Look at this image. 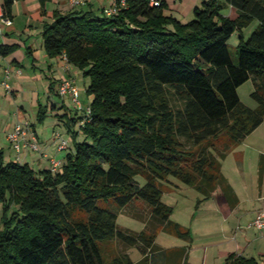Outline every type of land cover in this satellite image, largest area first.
I'll list each match as a JSON object with an SVG mask.
<instances>
[{
    "label": "trees",
    "instance_id": "trees-1",
    "mask_svg": "<svg viewBox=\"0 0 264 264\" xmlns=\"http://www.w3.org/2000/svg\"><path fill=\"white\" fill-rule=\"evenodd\" d=\"M39 1L43 8L49 0ZM119 1L111 16L54 11L43 25L46 54L80 70L92 98L88 114L60 115L73 151L57 171L5 160L0 147V264H134L126 252L105 259L98 242L106 240L137 247L138 263L148 264L159 231L191 241L161 200L163 186H180L171 177L201 194L197 204L216 189L230 208L239 202L222 161L264 120V0H202L187 22L166 14L165 0ZM2 2L10 16L15 0ZM226 5L236 9L235 18L222 13ZM254 20L245 38L243 28ZM17 48L0 43V56ZM249 79L254 108L238 95ZM46 112L39 104L40 122ZM135 201L150 211L136 217L144 223L139 232L117 225ZM225 264H264V257L231 253Z\"/></svg>",
    "mask_w": 264,
    "mask_h": 264
},
{
    "label": "crops",
    "instance_id": "crops-1",
    "mask_svg": "<svg viewBox=\"0 0 264 264\" xmlns=\"http://www.w3.org/2000/svg\"><path fill=\"white\" fill-rule=\"evenodd\" d=\"M1 1L2 0H0V2ZM165 1L168 3L167 10L170 11L169 13L173 16L175 15L172 11H176L177 13L184 11L188 14L190 13L191 8L193 9L194 6H198V0ZM112 3L113 0H84L82 5L74 7L71 6L67 0H49L45 3L43 8L41 7L39 0H15L13 3L11 14L8 16L11 24L9 26H4L3 32L0 34V43H16L18 45V48L12 54L6 57L0 56V80L5 79L6 72H8L7 81L9 84L11 83V77L15 80L12 84L14 87H11L10 85L9 91L0 87V120L1 117L5 118L0 121V147L4 151L5 148L2 144L3 141L9 147V160H16L18 154L12 149L7 134L13 130L15 123L26 119V112L29 108L19 102V104H17L18 108L15 112V116L7 113L5 110V100H9V97H7L6 93L9 92L14 102H16L18 92L20 90L24 91L25 89V93H27L26 90H28V105L30 108L35 109L36 107L38 110V105L40 104L41 106H46L48 111V104H50L49 114H54L57 122L58 120L63 121V119L60 118V115L64 113L68 114V110L70 109H64L63 112L59 109L66 106L68 98L57 95V86L62 78L70 76L75 79V76L81 72L77 68L68 64L64 56L49 57L46 54L42 43V29L44 23L52 20L54 11L66 13L71 10H83L92 11L98 15L104 10V8L109 7ZM31 10L38 14L39 20L37 23H34L31 19L32 14H29ZM16 13L25 16L19 21L18 19L20 17H17ZM222 13L230 18H235L237 16L236 9L231 5H226ZM252 23L253 26L250 30H247V28L242 30V34L245 38L248 37L250 32L257 25L256 20L252 21L251 24ZM27 47L30 48V53H26ZM51 82L54 86L53 89H49V84ZM41 93L46 94L45 104L41 100ZM54 95H57L61 99L60 104L53 100ZM52 106L54 107L53 110H51ZM73 111L76 112L75 110ZM68 115L72 114L69 113ZM29 123L36 134L40 146V152L39 155L32 151L21 152V163H28L35 169H45L49 167L51 158H60L59 160H63L68 152L73 151L71 138H69L68 145L65 149H57L59 138L57 137L58 133L55 131L56 123L52 124L51 128L48 129V132L42 135H39L34 122ZM63 123L65 122L63 121ZM252 136L254 137V140L248 143L247 148L250 150L248 155L252 163H255L257 157L260 158L259 169L262 167V171L256 176V181L254 176L251 178V182H253V185H251L253 191L250 196H248L245 201H242L235 187L232 186L239 200L234 208L229 207L219 189H216L211 197L202 200L198 204L195 203L194 211L189 215L191 222L196 218L200 220L199 216L204 208H206L205 211L212 212L213 214L205 213L203 219L204 223L209 222L215 217H220L222 223H224V226H221L220 230L215 233L211 230L209 232L204 230L201 234L198 230H192L191 226L188 227L192 224L187 225L185 222H182L180 218L172 219V213L170 216L172 220L189 229L191 241L189 242L184 239V241H180L173 246L163 247L156 242L155 238V244L159 249L156 252L148 254V264H183L184 261L188 264H225L226 257L231 253L246 257H254L256 259H260L264 256V228L258 230L251 225L256 214L264 208V120L257 128L245 137L243 144L246 140L252 138ZM230 153H233L234 155L240 154L242 161L238 162L241 164L238 170L241 174H244V161L247 158V153L244 154L242 149L237 148L233 149ZM246 181H248V178ZM246 181L245 183L247 184ZM176 188L180 189V186ZM248 188L249 187L245 185V189ZM171 190L172 189L169 191ZM200 198L201 194L196 200ZM245 203L249 204L241 207V205ZM197 234L200 239L202 237L201 240L197 238ZM187 245H189L188 249L183 251L182 248ZM131 248L137 249V247ZM130 249L125 251L129 257ZM199 250L201 254L196 256V253ZM159 255L160 257H158ZM142 257L143 255L140 253V256H137L136 259H132L131 257L130 259L134 264H141L138 262Z\"/></svg>",
    "mask_w": 264,
    "mask_h": 264
},
{
    "label": "rangeland",
    "instance_id": "rangeland-1",
    "mask_svg": "<svg viewBox=\"0 0 264 264\" xmlns=\"http://www.w3.org/2000/svg\"><path fill=\"white\" fill-rule=\"evenodd\" d=\"M201 0L197 1L198 6L201 5ZM18 9V6H17ZM224 11V9H223ZM222 11V12H223ZM170 11H168L166 9V13H169ZM174 13V15L181 20L182 22H187L188 20L193 18V13H192V8L190 13L186 14L184 11L177 13L176 11H172ZM17 17H20L18 20L20 21L22 19V17H24L25 15H20L18 13ZM29 14H32L31 19L34 23H37L39 20L38 14L31 10L29 12ZM253 26L252 24H249V26L245 27L247 28V30H250ZM244 29V28H243ZM238 32L235 31L231 37L228 40V44L230 46V48L232 50L235 49V47L238 44ZM12 79L10 80L11 83V87H14L12 84L14 83V78L11 77ZM75 81L77 84V88L79 91V101L83 104V105H87L88 102L91 100V96L89 94L86 93V87L88 86L89 83V79L84 77L82 75L81 72H79L76 76H75ZM18 90H20L19 88H17ZM253 90V83L252 81L249 79L246 82H244L243 84H241L238 87V95L241 99V101L251 107L254 108L256 106V102L254 101V99L251 97V92ZM27 93H25V89L24 91L20 90L18 92V97H17V101L14 102L12 96L10 95L9 92L6 93L7 97H9V100H5V110L7 113L15 116V112L17 110V104H19V102L23 103L26 107L29 108V110H27V114H26V119H24L23 121L20 122H25L26 120L28 122H34V124L37 127L38 133L39 135L45 134L48 132V129L51 128L52 124L56 123V133H60L63 138L69 140V138H71V133L67 130V126L65 125V123H63L64 120H66V117L63 118V121H59L57 122L56 120V116H54V114H49V110H50V104H48V111L46 112V115L43 119L42 122H40L37 118L38 116V110L35 107V109L30 108V106L28 105V95L29 92L28 90H26ZM42 92V91H41ZM41 100L42 102L45 104L46 102V94L41 93L40 94ZM54 101L58 104H60L61 99L57 96L54 95ZM67 106V108H66ZM65 107L59 108L61 110V112L64 111V109H70L68 110L69 113L73 114V110H75L73 103L67 99V103H66ZM68 113V114H69ZM10 117V116H9ZM5 119L4 117H1V120ZM31 120V121H30ZM79 127V123H76L74 128L78 129ZM55 133V132H54ZM54 133H53V137H54ZM252 140H254V137L252 136V138H249L248 140H246V142L243 141L236 145L234 147L237 149H242L244 154L247 153V158L244 161V174H241L238 170V168H240V161H242L240 154H233L230 153L223 161H222V172L223 174L226 176V178L229 180V183L235 187L237 193L239 194V197L242 199V201H245V199L250 196L252 190V186L253 182H251V178L252 176L255 177V181H256V176H258V173L260 172V158L257 157L255 163H252L250 158H249V148L248 147V143H250ZM1 144V143H0ZM3 147L4 149V157L5 160H9L8 154L10 153L9 147L4 143L3 141ZM39 144V143H38ZM73 146V143H72ZM40 147V146H39ZM39 155V152H33ZM237 157V159H236ZM60 159V158H58ZM14 160V159H13ZM262 166V165H261ZM248 178V181H246ZM250 179V180H249ZM134 180L136 182H138L139 184H144L145 180L141 177V176H136L134 177ZM171 180L180 185V189L177 188H170L172 189L171 191H169V188L166 186H163V189L165 190L161 196V200L168 204L171 205L174 210H173V215L171 216L172 219L175 218H180V220H182V222H185L187 225L188 224H192L189 225L188 227H192V230H198L200 231V233L202 234L204 230H206L207 232H209L210 230L215 233L217 231L220 230L221 226H224V223H222V219L220 217H215L213 219H211L209 222L204 223L203 219H204V214H213L212 212H207L205 211L206 208H204V210L201 212V215L199 216L200 220H193L191 222L190 220V213H192L194 211V205L196 203V198L198 196H200L199 192L194 189L191 186L185 185L183 183H181L179 180L171 177ZM245 181L247 182V184L245 183ZM173 184V183H172ZM245 185L248 186V189H245ZM214 203V202H212ZM249 203H245L242 204L241 207L248 205ZM98 205L101 207H105L106 205L103 203V201H99ZM1 212H2V206L0 203V216H1ZM149 209L148 207L142 203L141 201H135L132 204H130L128 207H126L125 209H123L117 218V225L120 228H124V229H129L131 231H136L139 232L144 228V223L142 222V220L136 218V217H140V218H148L149 216ZM191 222V223H190ZM1 225V223H0ZM197 238L200 239V237L197 234ZM180 241H184V239H180L177 238L171 234L166 233L165 231H159V233L156 236V242L163 246V247H170L175 245L176 243L180 242ZM98 245L101 249V252L103 254V256L105 257V259H111L117 255H120L122 252H125L127 250H129L130 248L125 247L123 244L115 241V240H106V241H100L98 242ZM130 257L132 259H136L137 256H140V252L138 249L136 248H131L129 251ZM200 250L197 251L196 256L200 255ZM160 257V255L158 256ZM264 257V256H263ZM262 258V257H261Z\"/></svg>",
    "mask_w": 264,
    "mask_h": 264
},
{
    "label": "built area",
    "instance_id": "built-area-1",
    "mask_svg": "<svg viewBox=\"0 0 264 264\" xmlns=\"http://www.w3.org/2000/svg\"><path fill=\"white\" fill-rule=\"evenodd\" d=\"M3 1V0H2ZM0 2V34L3 32L4 26H9L11 24L10 19L8 16L4 14L3 11V2ZM67 2L71 6H80L84 3V0H67ZM160 0H150L151 5H158ZM120 5L125 4V0L119 1ZM117 12V6L115 4V0H113V3L109 6L104 8L103 13L106 16H111ZM8 72H6L5 79L0 80V87H3L6 91L10 90V84L7 81ZM57 93L61 97L68 98L74 105V108L80 111H84V113H89V106L83 105L78 97H79V91L77 88L76 81L73 77H64L59 81V84L57 86ZM57 137L59 138V143L57 146L58 150H63L68 145V140L63 138L60 133L57 134ZM7 138L9 140V143L12 147V149L18 154L16 157L17 161H21L20 153L21 152H40V147L38 144V140L36 137V134L34 133L30 123L28 121L20 122L18 121L15 123L13 130L7 134ZM61 164V160L56 158H51L49 163V168L52 171H57L59 166ZM251 225L254 226L256 229L261 230L264 228V208L260 210L253 221L251 222Z\"/></svg>",
    "mask_w": 264,
    "mask_h": 264
}]
</instances>
